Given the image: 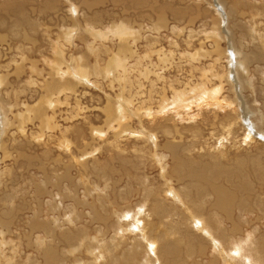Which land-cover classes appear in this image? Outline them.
I'll use <instances>...</instances> for the list:
<instances>
[{"label": "rangeland", "instance_id": "obj_1", "mask_svg": "<svg viewBox=\"0 0 264 264\" xmlns=\"http://www.w3.org/2000/svg\"><path fill=\"white\" fill-rule=\"evenodd\" d=\"M215 1L0 0V21H3L0 22V76L3 78V82H0V217L5 222L9 220L6 228L0 227L1 233L4 232L3 238V234L0 235V254L9 258L10 264H29L36 257L41 261L40 253L33 248L34 241L39 237H43V240L46 238L44 244L48 241L58 251L65 248L60 247L61 243L56 239L47 238L40 232H31L28 228V216L31 218L39 210L37 197L34 196L35 185L49 189L52 181L60 180L64 184L65 180L60 178L63 173L70 174L72 182L79 185L81 175L78 172L84 171V165L89 170L88 175L83 176L84 179L91 186L101 185L103 188L101 175L113 167L121 171L119 173H122V180L116 192L117 204L120 206L111 203L114 194L111 188L107 189V192L111 191L106 198V212L112 213L111 223H114L113 219L117 216L128 215V219H131L130 213H136L140 207L141 212L145 209L143 221L148 222L152 219L149 209L152 202L148 193L154 194L159 187L162 191L167 188L162 196L168 200L171 198L169 192L172 191L173 194L177 189H169L171 184L160 176V163L154 148L165 141L163 136L166 129L176 130L177 138L181 134V141L191 149L195 158L197 153L225 152L223 160L228 164L227 167L232 166L231 158L235 157L238 150L259 152L258 148L262 146L257 145L264 144V94L256 92L262 86L258 79L264 75L261 73L264 71V60L256 59L253 52H259L257 49L262 50L264 46L248 33L254 29L264 31V15L254 16L255 4L260 0H217L218 6ZM83 2H87L88 6ZM94 15L99 17L96 24L90 21ZM24 19L28 24L12 26L15 21ZM253 21L255 26L251 28ZM123 24L127 26L129 35L119 38L114 33L117 32V26L122 27ZM98 30L106 38L95 33ZM229 31L237 40L242 37L241 50L248 59L244 60L245 55H237L233 51L234 45L229 42L227 34ZM14 32L26 33L28 36H14ZM67 33H72L73 39H80L73 40L74 44L69 43ZM214 37L222 49L220 56L215 52ZM82 38L88 44L82 42ZM121 45L122 50L119 49ZM90 48L92 49L89 50ZM261 50L263 55L264 49ZM216 58L219 59L214 60ZM80 65L86 67L87 71H79ZM216 72L221 74V81L218 78L211 79ZM235 73L247 74L248 79L244 80V84L248 88L238 90ZM64 78L70 80L72 90L63 84L66 80ZM52 80L53 83L59 82L58 85L53 89H46L45 83ZM195 82L213 88L214 92L221 86V95L219 93L217 99L226 108H213L209 106V100L205 99L199 111L194 105L191 110L194 114L186 115L184 109H181L184 115L180 122L178 118L172 121L168 117H162L164 112L159 111L162 92L165 90L170 98L172 90H180L187 85L194 86ZM194 93L196 92L193 95ZM186 102L190 104V101ZM27 104L30 114L26 112ZM170 109H167L168 113ZM38 110H42L41 113L47 112L51 120L47 123L41 120ZM120 112L128 116L125 118L127 124L125 119L120 121L126 128L121 123L119 126L118 118L108 115H120ZM147 113L155 118H148ZM229 120L235 122L232 137L227 136L228 131L224 127L225 124L229 125ZM250 121L253 125L257 124L254 127L257 131L247 126ZM245 131H251L256 142L244 144L242 139ZM224 137L228 139L225 140ZM218 139L224 141L220 142ZM161 160L165 169H169V160H164L163 157ZM93 165L99 169L100 176L95 173ZM108 174L111 177L117 175L113 172ZM134 174L137 181L130 178L127 184L126 176ZM130 184L132 189L126 196L124 191ZM81 187L80 185L79 194L75 196L77 199H84V189ZM70 189L74 192L73 186ZM73 202L75 203V199ZM68 204L70 202L64 203ZM41 205L42 213L48 218L53 217L46 212L49 207L47 202ZM82 211L86 215L84 221L91 222L89 211ZM61 213V219H67V209L61 208ZM67 226L73 225L66 221L62 227ZM91 231L92 239L98 233L93 229ZM113 233L114 227H111L108 238ZM121 239V236L114 238L119 242ZM55 242L57 246L53 244ZM23 253H26L25 256Z\"/></svg>", "mask_w": 264, "mask_h": 264}, {"label": "bare ground", "instance_id": "obj_2", "mask_svg": "<svg viewBox=\"0 0 264 264\" xmlns=\"http://www.w3.org/2000/svg\"><path fill=\"white\" fill-rule=\"evenodd\" d=\"M262 2H264V0L257 1V4H255L254 13H256V15L254 16L264 15V4H262ZM215 3L217 4L218 1L216 0ZM83 4L88 6L87 2H83ZM7 7L5 6V8ZM98 18V15H94L90 21L95 22L94 24H96V21H99ZM0 22L3 23V21ZM75 22L78 23L77 21ZM253 23L255 22L253 21L251 23V28L252 26H255L253 25ZM25 24H28L27 20H17L13 23L12 26L21 27V25ZM23 30L25 31V28ZM116 30L117 32H115L114 34L115 36L118 35L119 38H124L125 35L129 33L127 26L124 24L122 25V27L117 26ZM87 31L89 32L88 29ZM91 31H93V29ZM111 31L114 32L112 28ZM123 32L124 34H121ZM95 33H98L103 38H106L105 34H102L99 30ZM227 34L230 38L229 42L234 45L233 51L235 53L237 52V55H245L243 58L244 60H246V58L248 59L246 53H242L241 50L242 37L237 40L235 39V37H232V33L230 31ZM248 34L250 35V37L253 35L252 38H255L256 41L262 45V47L264 46V31H257L256 29H254V31H249ZM13 35L20 37L28 36L26 33L19 34L17 32H14ZM245 35L246 34H244V36ZM68 37L70 39H68ZM73 37L74 36L72 35V33H67V39L69 43L73 40L75 41L77 39H80L79 37H76L77 39H73ZM217 37L219 36L217 35ZM86 41L87 40H85L84 38L82 42ZM218 42L219 41H217V39L214 37L213 43L215 52L220 56L222 49L219 47L220 45ZM245 42L246 41H244V43ZM86 44H88V42H86ZM118 44H120V42H118ZM253 47L256 48L255 46ZM122 48L123 46L121 45L119 49L122 50ZM91 49L92 48H90L89 50ZM260 50L257 49V51L259 52L255 51L253 52V55L256 59L263 61L264 54L262 55ZM123 53H125V51ZM218 59L219 58H216L214 60ZM120 64L122 63L120 62ZM214 65L216 66V64ZM31 67L33 66L31 65ZM85 68L86 67H84L83 65H80L79 71H87ZM258 70L259 69H256V71ZM219 73L221 72L219 71ZM261 73H264V71ZM218 74L217 72L216 74H212L211 79L213 77V79L218 78V80H220V75H223V73H221L220 75ZM235 77L237 79V83L239 84V86L237 85L238 90L242 91L244 90V88H248V86L244 84V80L248 79L247 74L240 75L238 73H235ZM0 79V82H3V78L1 76ZM67 79L63 84L70 89L71 82ZM61 80L63 81V79ZM258 80L262 86L258 90L259 92H256L255 88H253L254 93L256 92L264 94V75L259 76ZM58 83L59 82L53 83V80L50 82H46L45 88L53 89L58 85ZM219 87L220 88L216 92H214L213 88L206 87V85L202 83H196V85L194 86L187 85V87H184L183 89L172 90V95L170 96V98L169 96L167 97L168 94H166L164 90L161 94V97L159 96L162 100L159 105V111L166 114H163L162 117H168L172 121H176V119L178 118V122H180L182 121V116L184 115L181 113V109H184L183 112L186 115L194 114L193 111L191 112V110L194 108V105L197 107V111H199L202 108L200 107L201 103L205 99L209 100V106H212L213 108H226V106H223L224 103L221 104V102H219L217 99V95L221 90V86ZM189 89L190 91H188ZM70 90H72V88ZM193 92L196 93H194L193 95ZM237 97L240 96L238 95ZM193 100L196 101L194 102ZM237 100L239 99H236V101ZM186 101H190V104ZM191 102L194 103L192 104ZM187 103L191 106L187 105ZM25 107L27 110L26 112H29L28 110L30 109L28 107V104L25 105ZM168 108H171L169 113L167 112ZM40 109H42V106ZM233 110L235 109L233 108ZM41 111L38 110V112H40L39 115L42 116L41 120H45L46 123L47 121H50L51 117H48V113L45 111L41 113ZM110 113L108 115L113 116L114 119L118 118V120L116 119L118 121V124L121 123L120 121L128 117H126V115L122 112H120V115H117V113L116 115H112ZM146 115L148 118H155V116L152 114L147 113ZM231 117L233 118V116ZM124 121H126V119ZM232 121L228 122L229 125L225 124L224 126L228 131L227 136L230 137H232L233 135L232 126L233 124H235V122ZM246 121H248V119H246ZM262 123L264 124V120L262 121ZM247 126L254 128L257 127V124L253 125V122L250 121ZM123 127L126 128L125 125H123ZM175 127H178V125H175ZM174 131L176 130L169 131L166 129L164 131L165 135L163 136L165 138V141L160 145H155L154 148L157 150L158 157H156L158 158V161L160 163V176L165 181L169 182L168 184H171V186L169 187L166 185L169 189H172L173 187H176L177 189L176 191L174 190L175 192L173 194L171 193L172 191L169 192V196L171 198H169L168 200L162 196L163 192H166L167 190L166 187V189L163 188V191L159 187L154 194H151L150 192L148 193V197L151 198L152 202V204L149 205L150 218L152 219L148 222L143 221L145 209L141 212L140 207V209H138L136 213L133 212L132 214L129 212L132 215L131 219H128V215H125L124 217L117 216L115 219H113L114 223H111L112 213L106 212L108 211L106 207V205H108V202H106V198H108V193L110 195L111 191L107 192V189L108 187L111 188L112 194H114V198L112 201H110L112 204L116 205L118 200L116 197V192H118L117 189L122 180V173H119L121 171L115 170L116 168L114 169L113 167H111L109 171L105 168V170H107V173L104 172V169H102L104 170L102 171V173H104L103 176L101 175L103 179V181H101L104 182L103 188L105 189V191H102L103 188L101 187V185L91 186V184L88 183V180L84 179L83 176H87L89 170H87V167L83 164L81 165H83L82 167L85 168L84 171L78 172L81 175V178H79V185H76V183L74 184L71 180V175L65 173L60 176L61 179L65 180L64 184L61 183L60 180L52 181L49 189H47V187H40L35 185L36 187L34 188L36 189L34 190V196L37 197L36 202L38 204L39 210L38 213L36 212L31 218L30 216H28V221L30 223V225H28L29 230L31 232H40L47 238L52 237V240L56 239L59 243H61V246L59 245L60 247L63 248V246H65V248H67L61 249L59 247L61 250L60 253V250L58 251L56 247L49 245L50 243H48V241V245L46 241L44 244V240L46 238H44L43 240V237L41 236L42 239L40 237L36 238L33 245V248H35L37 252L40 253L41 261L36 257L30 262L33 263L35 261L36 263L33 264H264V144L259 143V145H257L262 147H259V152L256 153H252V151L249 149H245L242 151L238 150V152L240 153L236 152L235 157L231 158L233 159L232 166L227 167L228 164H226L223 160L226 157L225 152L220 151L218 154H210L208 152H206L205 154L197 153V158H195L193 156V153L191 152V149L183 141H181V134L179 136L180 138H177L176 134H178V132L176 131V133H174ZM253 131H257V128H254ZM143 134L145 133L143 132ZM252 134L253 133L251 131L244 132L242 139L244 141V144L252 143L255 141ZM257 136L258 134L256 135V137ZM223 139L226 140L228 138L224 137ZM223 139H218V141L223 142ZM220 146L221 143H219V147ZM185 152H190L191 154H185ZM162 157L164 160H169V169L167 170L163 166L164 163L161 160ZM116 166L119 167V165ZM92 167L95 173L98 175L99 169L94 165ZM109 172L117 174L116 177L107 176L109 175ZM130 178L131 180L134 179L135 182L137 181V176H135V174L134 176L128 175L126 176L127 184H129ZM109 180H111L110 183ZM222 180H224L228 184V186H226ZM175 183L178 185V187ZM131 184L130 186L128 185L129 188L126 187L127 189L124 191L125 195L129 194L130 190L132 189ZM80 185L82 186L81 188L84 189V199H77L75 197L79 194ZM71 186H73L74 192L71 191ZM120 192L121 190L118 194H120ZM54 195H57V198H54ZM45 198L48 199L44 201ZM73 198L75 199V203L73 202ZM45 202H47V205L49 206L46 212L51 213L53 217L51 216L50 218H48L47 215L42 213V211L40 210V208L43 207L41 204H45ZM66 202H70V204L64 205V203ZM72 205H74V207H72ZM117 205L120 206V204ZM31 207L33 209L32 205ZM129 207L130 206H126V208ZM61 208L63 210L67 209V213H65L67 219H61L63 216L61 213ZM82 210L89 211L88 217L91 222L88 221L87 223L84 221L86 215ZM3 213L6 214L5 212ZM32 213L34 212L32 211ZM41 217H44V219H41ZM0 218V227L4 226V228H6L7 225H9V220L7 219L8 221L5 222V220H2V217ZM66 221H70L73 226L62 227L63 224H66ZM111 227H114V233L111 235V237L109 236L110 238H108ZM91 229L98 233V235L96 234L92 236V239L91 234L93 231H91ZM3 233H1L0 231V235ZM3 236L4 234L2 235V238ZM115 236H121V241H115ZM2 243L3 241H1V244ZM29 243L31 244V242ZM29 243L27 244L30 245ZM53 244H55V246L58 245L56 244V242ZM93 248L95 249L92 250ZM25 254L23 256H25ZM29 260L30 259H28L27 261ZM0 264H10L9 258H7L3 253L0 254Z\"/></svg>", "mask_w": 264, "mask_h": 264}]
</instances>
